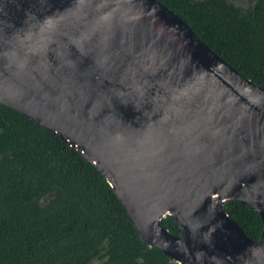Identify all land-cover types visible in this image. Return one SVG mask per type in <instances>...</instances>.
<instances>
[{
  "label": "water",
  "instance_id": "obj_1",
  "mask_svg": "<svg viewBox=\"0 0 264 264\" xmlns=\"http://www.w3.org/2000/svg\"><path fill=\"white\" fill-rule=\"evenodd\" d=\"M0 102L92 162L178 264H264V88L158 0H0Z\"/></svg>",
  "mask_w": 264,
  "mask_h": 264
},
{
  "label": "trees",
  "instance_id": "obj_2",
  "mask_svg": "<svg viewBox=\"0 0 264 264\" xmlns=\"http://www.w3.org/2000/svg\"><path fill=\"white\" fill-rule=\"evenodd\" d=\"M244 77L264 88V0H158ZM53 197L46 200V196ZM224 210L249 237L261 216L239 200ZM162 225L174 235L173 215ZM178 264L144 243L107 178L76 148L0 102V264Z\"/></svg>",
  "mask_w": 264,
  "mask_h": 264
},
{
  "label": "rangeland",
  "instance_id": "obj_3",
  "mask_svg": "<svg viewBox=\"0 0 264 264\" xmlns=\"http://www.w3.org/2000/svg\"><path fill=\"white\" fill-rule=\"evenodd\" d=\"M236 1V4L240 5V6H243V7H247L251 4V1H247V0H235ZM93 264H99L98 261H94Z\"/></svg>",
  "mask_w": 264,
  "mask_h": 264
},
{
  "label": "flooded vegetation",
  "instance_id": "obj_4",
  "mask_svg": "<svg viewBox=\"0 0 264 264\" xmlns=\"http://www.w3.org/2000/svg\"><path fill=\"white\" fill-rule=\"evenodd\" d=\"M235 4H236V1L235 0H232ZM248 2L249 1H252V0H247ZM253 2H255L254 0H253ZM236 5H238V4H236ZM238 6H240V5H238Z\"/></svg>",
  "mask_w": 264,
  "mask_h": 264
}]
</instances>
